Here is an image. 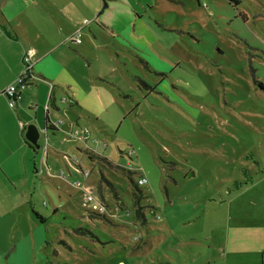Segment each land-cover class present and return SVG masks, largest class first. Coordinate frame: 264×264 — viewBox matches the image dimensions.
<instances>
[{
    "label": "rangeland",
    "instance_id": "374dc122",
    "mask_svg": "<svg viewBox=\"0 0 264 264\" xmlns=\"http://www.w3.org/2000/svg\"><path fill=\"white\" fill-rule=\"evenodd\" d=\"M99 12L77 33L91 42L78 70L94 115L80 110L74 139L42 133L55 172L2 175L0 264H262L264 0Z\"/></svg>",
    "mask_w": 264,
    "mask_h": 264
},
{
    "label": "crops",
    "instance_id": "0c3cea01",
    "mask_svg": "<svg viewBox=\"0 0 264 264\" xmlns=\"http://www.w3.org/2000/svg\"><path fill=\"white\" fill-rule=\"evenodd\" d=\"M108 6L109 0H0V185L2 175L16 183V179L35 175L43 169L46 174L55 172L58 163L55 154L60 150L54 148L57 153H49L45 146L59 141L50 137V133L52 136L64 131L68 138L74 139L75 129L83 121L80 110L93 117L87 99L90 92L83 91L78 70L82 50L86 51L91 42L88 35L84 40L77 33L83 29V21L90 20L86 23L88 26L94 15ZM75 37L80 41L71 40ZM29 49L36 61V78L25 89L23 98L11 107L3 90L16 80ZM82 92L86 97L84 102L80 99ZM91 95L89 99L93 98L91 101L97 104L96 92L92 91ZM60 112L66 113L69 127L56 128ZM47 115L52 130L46 128ZM31 122L42 130L40 138L43 133L44 146L39 143L36 147L26 138L27 125ZM45 128L48 132L43 131ZM43 149L46 159L40 168L34 160ZM261 249L264 254V246Z\"/></svg>",
    "mask_w": 264,
    "mask_h": 264
},
{
    "label": "built area",
    "instance_id": "2783aa9c",
    "mask_svg": "<svg viewBox=\"0 0 264 264\" xmlns=\"http://www.w3.org/2000/svg\"><path fill=\"white\" fill-rule=\"evenodd\" d=\"M79 42L80 38L75 37L71 38ZM36 61L33 58V51L29 49L25 52L23 56V68L19 75L17 76L16 80L10 83L4 90L3 93L7 96L9 105L14 107L22 98L25 89L32 83V81L36 78L34 74V65ZM87 174V173H86ZM147 182V178L144 176H140L138 179V185H144ZM93 191H91L92 193ZM103 206L100 207L102 210Z\"/></svg>",
    "mask_w": 264,
    "mask_h": 264
},
{
    "label": "trees",
    "instance_id": "16d2710c",
    "mask_svg": "<svg viewBox=\"0 0 264 264\" xmlns=\"http://www.w3.org/2000/svg\"><path fill=\"white\" fill-rule=\"evenodd\" d=\"M107 5V3H106V1H104V6H106ZM46 128L47 129H54L53 128V126H52V123L50 122V119H49V117H48V115L46 116ZM96 155H94L93 153H91V157H95ZM130 157H132L131 156V154L129 155ZM102 159H104L106 162H108V164H110V166H112V168H115V169H123V168H121V167H119V166H117V165H115V164H113V163H110L105 157H103ZM173 163H175V162H173ZM124 174L125 175H128L129 177H130V179L131 180H133V177H132V175L134 174V172L133 171H129V170H127V171H125L124 172ZM102 179H104V178H102ZM101 179V180H102ZM114 191H115V189H114ZM116 192V191H115ZM135 199V198H134ZM135 205H136V216H137V218L142 222V223H146V216H145V213H144V211H142V209H141V207H139L138 205H139V197H137L136 199H135ZM97 213V215H99V216H102V215H104V214H101L100 212H96ZM105 216V215H104Z\"/></svg>",
    "mask_w": 264,
    "mask_h": 264
},
{
    "label": "water",
    "instance_id": "95a60500",
    "mask_svg": "<svg viewBox=\"0 0 264 264\" xmlns=\"http://www.w3.org/2000/svg\"><path fill=\"white\" fill-rule=\"evenodd\" d=\"M43 131L48 132V130L45 128L43 129ZM41 129L39 128V126L35 123H29L27 125V129L25 132V136L26 138L33 143L36 147L39 146V138L41 135Z\"/></svg>",
    "mask_w": 264,
    "mask_h": 264
}]
</instances>
